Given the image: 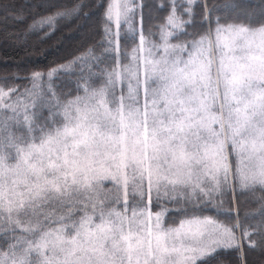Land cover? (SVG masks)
I'll list each match as a JSON object with an SVG mask.
<instances>
[{
	"label": "snow or ice",
	"instance_id": "6c2138e0",
	"mask_svg": "<svg viewBox=\"0 0 264 264\" xmlns=\"http://www.w3.org/2000/svg\"><path fill=\"white\" fill-rule=\"evenodd\" d=\"M81 18L0 76V264H264V0H0Z\"/></svg>",
	"mask_w": 264,
	"mask_h": 264
},
{
	"label": "trees",
	"instance_id": "16d2710c",
	"mask_svg": "<svg viewBox=\"0 0 264 264\" xmlns=\"http://www.w3.org/2000/svg\"><path fill=\"white\" fill-rule=\"evenodd\" d=\"M94 23L95 18L90 21L81 18L68 25L61 24L58 31L43 41L38 40L35 36L17 41L15 37L9 35L5 37L4 33L0 31V76L10 75L15 71L23 73L36 63H47L73 52L91 33ZM2 24L0 23V27ZM6 27L10 30L9 32L20 31L19 25L9 23ZM5 38L9 42H5ZM255 207V205H249V209Z\"/></svg>",
	"mask_w": 264,
	"mask_h": 264
},
{
	"label": "rangeland",
	"instance_id": "374dc122",
	"mask_svg": "<svg viewBox=\"0 0 264 264\" xmlns=\"http://www.w3.org/2000/svg\"><path fill=\"white\" fill-rule=\"evenodd\" d=\"M0 31L4 33L5 37H7L6 35H8L10 30H8V27H6L4 24H2V26L0 27ZM5 39H6L5 42H9V40H7V38H5ZM15 40H17V39H15ZM17 41H19V40H17Z\"/></svg>",
	"mask_w": 264,
	"mask_h": 264
}]
</instances>
